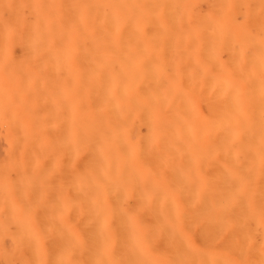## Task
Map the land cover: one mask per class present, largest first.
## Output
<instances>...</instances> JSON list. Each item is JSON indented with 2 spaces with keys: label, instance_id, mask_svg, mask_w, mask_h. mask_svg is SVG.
<instances>
[{
  "label": "bare ground",
  "instance_id": "6f19581e",
  "mask_svg": "<svg viewBox=\"0 0 264 264\" xmlns=\"http://www.w3.org/2000/svg\"><path fill=\"white\" fill-rule=\"evenodd\" d=\"M54 259L264 264V0H0V264Z\"/></svg>",
  "mask_w": 264,
  "mask_h": 264
},
{
  "label": "snow or ice",
  "instance_id": "6c2138e0",
  "mask_svg": "<svg viewBox=\"0 0 264 264\" xmlns=\"http://www.w3.org/2000/svg\"><path fill=\"white\" fill-rule=\"evenodd\" d=\"M105 244H107V241H105ZM49 264H61V262L54 259L52 261H49Z\"/></svg>",
  "mask_w": 264,
  "mask_h": 264
}]
</instances>
